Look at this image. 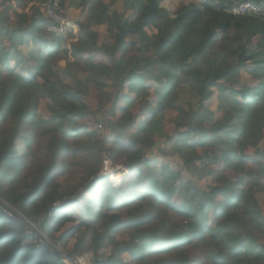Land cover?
<instances>
[{
    "label": "trees",
    "instance_id": "16d2710c",
    "mask_svg": "<svg viewBox=\"0 0 264 264\" xmlns=\"http://www.w3.org/2000/svg\"><path fill=\"white\" fill-rule=\"evenodd\" d=\"M119 1L86 0L70 49L41 7L10 5L15 26L0 12V264H64L47 245H22L7 205L91 264H264V20L231 14L264 0H122L111 13ZM63 58L85 72L74 86L58 76ZM184 89L196 108L179 104ZM112 99L114 119L100 120ZM163 144L193 178L153 157ZM104 153L128 174L111 182Z\"/></svg>",
    "mask_w": 264,
    "mask_h": 264
},
{
    "label": "rangeland",
    "instance_id": "374dc122",
    "mask_svg": "<svg viewBox=\"0 0 264 264\" xmlns=\"http://www.w3.org/2000/svg\"><path fill=\"white\" fill-rule=\"evenodd\" d=\"M23 1L25 2V6H27L26 8H25V6L21 7L17 0H0V12L3 13V17H4L2 19L8 20V22L12 26H15V24L17 23V18L15 16L13 10L10 8L11 7L10 5H14V4L16 5L17 4L19 6H16V7L13 6V7L16 8L17 10L21 11V12L25 11V12L31 14L32 11H33L32 7H39L40 8V7H42L41 5L44 3V0H30L31 1L30 3L28 1H25V0H23ZM35 1L37 3H35ZM103 1H107L108 2L109 0H103ZM7 8H8V10H6ZM40 9H41L40 15L44 19V17H45L44 8L42 7ZM63 13H65L64 9H63ZM65 15H66V13H65ZM66 17H67V15H66ZM87 21H88V18L85 20V23ZM8 22H4L3 24L4 25L8 24ZM0 24H1V22H0ZM48 27H49V24L47 25V32H48ZM1 28H3V26H0V32H1L0 40H2L4 46L9 48L10 46H9V42L7 41L8 39H6L4 37L3 31H2ZM96 30L99 31L98 27L96 28ZM70 32L67 34L66 37L62 38L64 40V42L62 44V47L64 49H70L71 48L70 45H72L71 43H73V42H75L77 40L76 38H77L78 35L76 36V33L78 34V30H76L75 34H72ZM70 34H71V36H70ZM46 37L49 38L47 34H46ZM103 37L105 39L104 43L112 44L113 39L111 38V36L109 34L108 35H104ZM54 38L58 39L55 36H54ZM22 51H23V54L26 55L27 52L29 51L28 47L22 48ZM100 60H102V59H100ZM66 61H67L66 58H63V60L60 63H58V65H56L58 67L57 73H58V76H60V78L63 80V82L65 84H68L70 86H74L75 85V80H76L75 77H78L79 79H81L84 76L85 72L82 69L78 68L74 64H69V65L66 64V63L64 64V62H66ZM12 65H14L13 62H12ZM29 65H28V67H29ZM17 72L20 73V74L24 73L23 68L18 69ZM249 80H250L249 77L244 76V82H247ZM217 95L218 94L215 92L213 98L211 99V106H212L213 109L216 108ZM153 97H152V99H153ZM41 103H42V105H41L40 111H41L42 115L48 116V112H47L45 101H43ZM112 103H113V99L108 104L104 105L103 110L101 111V113L98 114V118L100 120H101L102 117H105L108 120L114 119V117H111V113H110L111 107H112ZM179 104H182V105L191 104L192 107L196 108L198 106V99H197V96H196L195 92H190L188 89H184V91L182 92L181 100L179 101ZM92 105L94 106L95 110H97L99 108L98 99L94 100ZM119 115L120 114L117 113V116H119ZM175 116H176L175 113H171V115L169 117V120H168L167 128H168V131L170 133H172V129L174 127ZM102 126H103V123H102ZM107 136H108L107 132L105 130L102 131V137L105 138ZM260 147H261V149H264V141H263V143L261 144ZM161 149H162V152H154L153 153V157L154 158L159 159V161L162 164H166V165H170L172 167H175L176 169H178L179 171L182 172L183 176L188 177V178H191V177L193 178V175L190 172L185 171V169L182 167V165H183L182 159H180L178 156H171V155L164 156L163 155V153H165V152L168 153L169 152V147L167 148L163 144L161 146ZM105 158L109 159V161L111 163V167L108 170V174H117V172H120L122 174L121 178L123 177V175L126 174V172L124 171V170H126L124 168V166L119 165V164L114 166L112 161H111V159L108 157V155L104 153V159ZM102 171H103V169H102ZM211 181L214 182V178H211ZM116 184H118V183H116ZM257 197H258V200H259V202L261 204V207L264 210V195L257 194ZM82 210H83V206L82 205L76 206L74 208L73 211L76 214L77 218H79L81 216L80 213H81ZM60 248H62V247L60 246ZM67 248L69 250H71L73 248V244L72 243L69 244V246ZM62 249H64V248H62ZM87 251L86 250L83 251L82 255L80 254L81 256H78V257L83 259V263L84 264H91V261L89 259V255H87L88 254ZM127 257L128 256L125 255V256H123V259L126 260ZM195 257L200 258L197 255ZM106 258H107V255H105V254L103 256H101V259H106Z\"/></svg>",
    "mask_w": 264,
    "mask_h": 264
},
{
    "label": "built area",
    "instance_id": "2783aa9c",
    "mask_svg": "<svg viewBox=\"0 0 264 264\" xmlns=\"http://www.w3.org/2000/svg\"><path fill=\"white\" fill-rule=\"evenodd\" d=\"M42 7L44 8L45 18L49 24L48 32L58 38L66 37L70 32V24L65 13H63L61 0H45V2L42 4ZM231 14L234 16L252 15L264 20V6L258 5L254 1L242 2L235 5L231 9ZM110 167L111 163L109 159L105 158L103 160V173L108 174ZM124 171L128 173L126 170ZM7 207L11 211L5 210V213L25 225L24 238L22 241L23 246L39 247L47 245L48 247L52 248L53 250H57L62 254L64 258V264H84L82 258L75 255L70 256L48 237L47 232L42 227V222L44 219H41L39 222H35L33 219L24 216L15 208L9 205H7ZM13 212L17 215V217Z\"/></svg>",
    "mask_w": 264,
    "mask_h": 264
},
{
    "label": "crops",
    "instance_id": "0c3cea01",
    "mask_svg": "<svg viewBox=\"0 0 264 264\" xmlns=\"http://www.w3.org/2000/svg\"><path fill=\"white\" fill-rule=\"evenodd\" d=\"M25 1H28L29 3L31 2L30 0H25ZM85 1L86 0H66L65 6H64V10H65L67 18L69 20V24H70V28H71L70 29V31H71L70 33L75 34L76 30H78V34L76 33V36L78 35L77 38L81 34V29H79L77 27V23H85V20L88 18L87 9H84ZM104 2L108 4L107 1H104ZM35 3H37V2L35 1ZM122 7H123V2H122V0H120L113 7L112 6L110 7V9H111L110 11H111V13L113 11L121 12L122 11ZM98 29H99V31L97 30V32L101 35L102 41H104L105 39H104L103 36L109 34L107 25L99 26ZM112 43H113V41H112ZM27 47H28L29 51H31V50H33L35 48V46L32 43L29 46H27Z\"/></svg>",
    "mask_w": 264,
    "mask_h": 264
},
{
    "label": "bare ground",
    "instance_id": "6f19581e",
    "mask_svg": "<svg viewBox=\"0 0 264 264\" xmlns=\"http://www.w3.org/2000/svg\"><path fill=\"white\" fill-rule=\"evenodd\" d=\"M121 176H122V174H121L120 172H117V174H115V175L111 178V180H112L113 182H117L118 180H120Z\"/></svg>",
    "mask_w": 264,
    "mask_h": 264
},
{
    "label": "clouds",
    "instance_id": "9594fccd",
    "mask_svg": "<svg viewBox=\"0 0 264 264\" xmlns=\"http://www.w3.org/2000/svg\"><path fill=\"white\" fill-rule=\"evenodd\" d=\"M259 5V4H258ZM260 6H264V5H260ZM127 171V170H126ZM128 172V171H127ZM102 173H103V171H102ZM104 175H108L109 176V178L111 179V176H112V174H105V173H103ZM126 174H128V173H126ZM125 174V175H126ZM124 176V175H123ZM121 179V178H120ZM111 182H113L112 180H111Z\"/></svg>",
    "mask_w": 264,
    "mask_h": 264
}]
</instances>
